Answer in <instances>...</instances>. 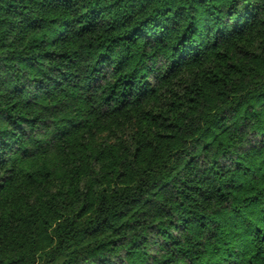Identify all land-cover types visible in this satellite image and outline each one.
Returning a JSON list of instances; mask_svg holds the SVG:
<instances>
[{"label":"trees","instance_id":"trees-1","mask_svg":"<svg viewBox=\"0 0 264 264\" xmlns=\"http://www.w3.org/2000/svg\"><path fill=\"white\" fill-rule=\"evenodd\" d=\"M0 264H264V0H0Z\"/></svg>","mask_w":264,"mask_h":264}]
</instances>
